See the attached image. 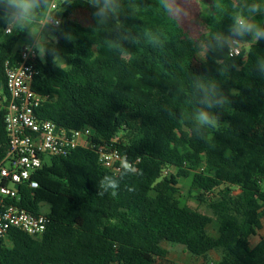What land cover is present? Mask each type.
Wrapping results in <instances>:
<instances>
[{"label": "trees", "instance_id": "1", "mask_svg": "<svg viewBox=\"0 0 264 264\" xmlns=\"http://www.w3.org/2000/svg\"><path fill=\"white\" fill-rule=\"evenodd\" d=\"M252 2L208 0L195 37L170 0H117L106 22L87 0H61L66 10L57 32L72 39L48 45L62 64L48 54L35 60L32 87L45 98L36 113L61 128L93 129V144L52 157L33 175L37 189L18 187L19 206L50 222L41 236L11 230L0 264H175L166 243L184 246L202 264H264V237L252 244L264 220V40L230 32L233 17L247 15ZM76 10H87L91 24L73 20ZM255 20L264 25V15ZM26 37L0 27V93L6 63L19 60ZM229 37L249 48L231 57ZM213 85L228 103L207 109L201 89ZM199 109L215 115L219 127L198 129ZM106 146L128 155L139 173L121 178L102 166L99 150ZM8 150L0 114V162ZM105 175L119 181L115 197L97 195ZM181 179L213 216L181 199ZM215 222L216 236L209 233ZM212 252L220 253L218 261Z\"/></svg>", "mask_w": 264, "mask_h": 264}, {"label": "built area", "instance_id": "2", "mask_svg": "<svg viewBox=\"0 0 264 264\" xmlns=\"http://www.w3.org/2000/svg\"><path fill=\"white\" fill-rule=\"evenodd\" d=\"M57 10L58 4L51 1L41 24L44 26L46 21L52 25L53 18H58ZM12 32L13 28L6 34ZM31 47L30 43L21 44L19 60L6 63V93H0V114H3L9 136V150L0 162V247L7 242L11 230L41 236L50 222L46 215H35L19 206L18 187L27 185L37 189L39 184L33 175L52 157H66L76 149H89L93 144V129L61 128L37 115L36 110L45 98L32 87L39 74L35 64L39 56L26 54L25 49ZM229 48L230 56L236 57L243 51L244 44L240 42ZM125 156L129 160L128 155L116 148L106 146L99 150L100 164L115 175L122 171L120 160Z\"/></svg>", "mask_w": 264, "mask_h": 264}, {"label": "clouds", "instance_id": "3", "mask_svg": "<svg viewBox=\"0 0 264 264\" xmlns=\"http://www.w3.org/2000/svg\"><path fill=\"white\" fill-rule=\"evenodd\" d=\"M87 2L95 6L96 10L93 16L99 18L101 22H106L109 18V13L115 14L118 7L117 0H87ZM66 5H71L72 0H64ZM49 6V0H0V27L6 31L11 30L13 27L21 32H25L27 39L31 41V49H25L26 54H35L43 59L46 54L51 55L52 63L59 65L63 63L58 50L55 47H48L49 38L41 39V35L34 28L30 27L31 24L37 21L40 11ZM247 15L241 12L239 15L233 17V23L230 27V32L233 37H240L241 39L249 37L252 42L259 43L264 40V25L256 22L257 15H264V5L259 2H252L246 6ZM64 23L62 13L58 18H53L51 32V41L59 43L63 38L66 41H71L72 37L67 32H60V25ZM44 26L48 24L45 21ZM240 40H234L231 37L226 38L224 43L229 47L240 43ZM264 70V69H262ZM204 93L202 103L206 104L207 109L219 104L223 106L228 103L226 97L220 99L216 98L217 89L213 85L211 89L204 87L201 89ZM195 123L198 129H217L220 125L218 118L206 109H199L195 116ZM121 178L129 174H138L139 170L127 156L120 160ZM119 188V181L110 175L103 176L99 182V191L97 195L104 196L111 192L115 197L117 189Z\"/></svg>", "mask_w": 264, "mask_h": 264}, {"label": "rangeland", "instance_id": "4", "mask_svg": "<svg viewBox=\"0 0 264 264\" xmlns=\"http://www.w3.org/2000/svg\"><path fill=\"white\" fill-rule=\"evenodd\" d=\"M53 1V0H51ZM58 4V10L56 11V15L59 17V14L65 12L66 8L64 5L61 4L59 6L61 0H54ZM208 0H170L171 7L173 11V15L180 20L181 24L191 33L192 36L198 37L201 34V26H200V14L205 12L207 7L206 3ZM237 1V0H234ZM64 6V7H63ZM72 19L75 20L77 23H80L84 26H88L91 24V17L90 13L87 10H76L72 14ZM52 25L47 27L43 26L40 23L36 24L33 28L40 33L41 39L45 37L49 38V43L53 44L54 41H51V29ZM23 43H31L30 40L25 39L22 40ZM22 43V44H23ZM21 46V44H20ZM19 46V49H20ZM249 45L244 44V49H248ZM62 64V63H61ZM175 173V170L171 171ZM180 184V197L182 200L186 201L188 207L192 210H197L205 215L213 216V212L209 209L207 203H202L198 196L199 192L193 191L190 189L189 186V179H181ZM264 189V182L262 184ZM238 193V192H236ZM218 232V225L217 223H213L209 227V233L211 235H216ZM264 237V220L259 229L258 235L253 238L252 244L255 246L261 239ZM164 247L169 250V258L175 264H202L203 259H198L193 257L184 246L181 245H172V244H164ZM210 258L212 261H218L220 259V253L212 252L210 254Z\"/></svg>", "mask_w": 264, "mask_h": 264}, {"label": "crops", "instance_id": "5", "mask_svg": "<svg viewBox=\"0 0 264 264\" xmlns=\"http://www.w3.org/2000/svg\"><path fill=\"white\" fill-rule=\"evenodd\" d=\"M217 235V234H216ZM216 235H214V236H216Z\"/></svg>", "mask_w": 264, "mask_h": 264}, {"label": "water", "instance_id": "6", "mask_svg": "<svg viewBox=\"0 0 264 264\" xmlns=\"http://www.w3.org/2000/svg\"><path fill=\"white\" fill-rule=\"evenodd\" d=\"M0 87H1V85H0Z\"/></svg>", "mask_w": 264, "mask_h": 264}]
</instances>
